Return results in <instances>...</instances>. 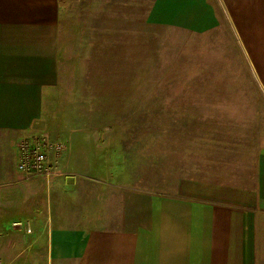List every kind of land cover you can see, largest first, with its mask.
<instances>
[{
  "label": "crops",
  "instance_id": "crops-1",
  "mask_svg": "<svg viewBox=\"0 0 264 264\" xmlns=\"http://www.w3.org/2000/svg\"><path fill=\"white\" fill-rule=\"evenodd\" d=\"M143 84L164 87L75 92ZM39 130L61 174L22 179ZM18 258L264 264V0H0V264Z\"/></svg>",
  "mask_w": 264,
  "mask_h": 264
},
{
  "label": "built area",
  "instance_id": "built-area-1",
  "mask_svg": "<svg viewBox=\"0 0 264 264\" xmlns=\"http://www.w3.org/2000/svg\"><path fill=\"white\" fill-rule=\"evenodd\" d=\"M17 170L22 179L42 177L49 180L61 174L57 156L63 151L61 142L53 141L46 133L29 134L19 141ZM27 232L30 227L27 225Z\"/></svg>",
  "mask_w": 264,
  "mask_h": 264
},
{
  "label": "rangeland",
  "instance_id": "rangeland-1",
  "mask_svg": "<svg viewBox=\"0 0 264 264\" xmlns=\"http://www.w3.org/2000/svg\"><path fill=\"white\" fill-rule=\"evenodd\" d=\"M159 60V57L158 59L156 58V54L153 53V54H150L147 58L145 57L144 59V66H145V69H144V72H145V77H148V76H154V66L156 65V73H157V76H159V70L162 69L161 66H162V60L158 61ZM164 62V61H163ZM165 65V64H164ZM171 73L173 74V76H175V74L173 72H175V69H171L170 70ZM165 73H167V75L165 76H168L169 74V70H167V68H165ZM76 87V86H75ZM158 87L160 88H163L164 86H159V85H153V84H143V85H128V86H119V85H111V86H77L75 89V92H103L105 90V92H119V91H122V92H128V93H136V92H144V93H150L153 91V89H158ZM169 88V86H167ZM176 89H179V87H183V86H178L176 85L175 86ZM78 88V89H77ZM55 117H53V120ZM101 120L100 121H103V120H106V118H100ZM110 118H108L109 120ZM112 120V119H111ZM48 131V130H47ZM46 130H39L38 132L36 133H33V134H42V133H46L48 134ZM48 136H50L48 134ZM53 141H56V142H61V144H63L64 148H66V142L62 139H53ZM17 163H18V160H17ZM19 224V222H14V225L17 226ZM45 246H43V243H37L35 245L32 246L31 248V252L32 254L34 253H42L44 252L45 250ZM29 251V252H30ZM22 261V258H18L16 261L13 260L12 262H10V264H20ZM8 260L7 259H4L3 260V264H8ZM23 264V263H22ZM32 264H45L43 261H40L39 259L35 262H32Z\"/></svg>",
  "mask_w": 264,
  "mask_h": 264
}]
</instances>
